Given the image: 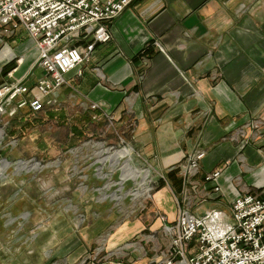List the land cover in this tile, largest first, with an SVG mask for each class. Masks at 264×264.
Listing matches in <instances>:
<instances>
[{
	"label": "crops",
	"instance_id": "0c3cea01",
	"mask_svg": "<svg viewBox=\"0 0 264 264\" xmlns=\"http://www.w3.org/2000/svg\"><path fill=\"white\" fill-rule=\"evenodd\" d=\"M110 30L112 39L97 44L89 61L66 74L67 82L52 96L58 100L56 107L46 106L41 113L56 108L58 116L70 119L65 110L76 102L80 116L91 117L90 105L99 103L118 127L121 142L133 147L150 170L167 173L203 151L199 175L224 169L223 184L231 160L243 148L236 142L243 135L257 136L250 131L257 118H264V0H132ZM2 44L0 85L22 81L32 86L42 76L35 66L39 53L33 38L20 26L12 40ZM29 96L23 93L14 103ZM6 117L12 122L3 120ZM33 117L27 105L13 115L0 113V124L19 119L26 124L25 142L33 141V127L27 125ZM3 133L0 128V143ZM18 141L13 135L3 145L0 162H14L21 154ZM11 181L1 179L0 185ZM168 187L155 199L170 222L174 215L165 207L174 193ZM112 214L97 215V222L80 232L83 241L73 232L66 242V232H60L57 247L50 243L43 250L42 264H82L87 247H94L92 257L104 251L101 260L94 259L98 264H166L171 237L159 218L118 224L113 230ZM146 229L149 232H142ZM18 233L8 232L13 240L0 242V264H32L30 234L25 232L26 244L20 245ZM195 247L193 243L188 256Z\"/></svg>",
	"mask_w": 264,
	"mask_h": 264
},
{
	"label": "rangeland",
	"instance_id": "374dc122",
	"mask_svg": "<svg viewBox=\"0 0 264 264\" xmlns=\"http://www.w3.org/2000/svg\"><path fill=\"white\" fill-rule=\"evenodd\" d=\"M13 36L0 30V48L3 46L2 42L5 44ZM16 59L19 60V57ZM11 63L12 60L5 66H10ZM77 106L75 102L66 108L70 119L58 116L60 109L56 108L48 114H35L32 122L27 124L29 127L31 123L33 127V141L25 142L26 124L19 119L16 120L17 123L13 121L5 127L3 123L0 124V128L4 130L0 149H3V145L13 135L21 140L16 146L21 154L13 158L14 162L6 158L0 162V180L12 179L11 182L0 185V242L8 244L13 240L8 232H19L17 242L25 245L24 234L28 232L34 250L30 254L32 257H28V262L32 264H42L43 250L48 244L57 247L59 240L56 237L60 232H66V242H71L69 235L73 232L83 241L80 232H85L90 224L97 222V215L112 214L109 212L111 210L117 211L113 212L114 217L109 221L113 230L118 224L139 219L146 222L151 218L155 220L160 216L168 217L166 212L158 209L155 195L169 185L174 195L170 203L171 209L170 204L165 209L172 211L174 218L170 222L159 218L163 222L161 229L165 224L174 223L180 210L203 214L208 209L219 207L229 211L230 203L235 199L231 200L232 195L238 196L248 191L258 193L264 189V118H257L250 131L257 136L243 135L236 142L242 145L243 151L240 152L243 154L240 153L231 160L230 165L234 164L230 175L223 184L219 179L220 190L217 191L214 189V182L207 181L206 176L201 177L199 170L192 174L181 172L180 168L173 169L177 171L175 178L168 175L172 170L162 174L150 170L133 147L121 142L116 133L118 127L110 123L109 115L101 111V108L94 110L90 105L91 117L88 113L87 116H80ZM6 119L7 117L3 120ZM7 120L12 122L11 119ZM123 148L129 149L128 153L133 154L129 171L132 174L137 170L147 173L149 190L143 191L144 186L138 187L141 178L122 180V161L111 157V154ZM206 183L207 188L204 187ZM16 190L19 192L14 196L15 201L12 197ZM132 209L137 211H131ZM142 232L149 231L146 229ZM91 250L94 247H87V252L83 255H89L82 260V264L92 263L95 258L101 260L104 251L100 250L96 257H92ZM19 259L25 262L26 258L21 254ZM95 262L98 264L96 260Z\"/></svg>",
	"mask_w": 264,
	"mask_h": 264
},
{
	"label": "built area",
	"instance_id": "2783aa9c",
	"mask_svg": "<svg viewBox=\"0 0 264 264\" xmlns=\"http://www.w3.org/2000/svg\"><path fill=\"white\" fill-rule=\"evenodd\" d=\"M131 1L0 0V30L14 35L23 26L35 41L39 53L35 66L42 71L32 86L22 81L0 85V113L13 115L28 105L35 116L46 106H56L58 100L52 96L67 82L66 74L89 61L97 44L112 39L110 23ZM23 93L30 96L14 103ZM91 108L99 109L100 104ZM204 155L198 152L170 170L196 174ZM221 174L217 169L205 177L217 191ZM163 229L171 237L166 264H264V189L239 194L229 211L180 210L176 221ZM193 243L195 250L188 256Z\"/></svg>",
	"mask_w": 264,
	"mask_h": 264
},
{
	"label": "bare ground",
	"instance_id": "6f19581e",
	"mask_svg": "<svg viewBox=\"0 0 264 264\" xmlns=\"http://www.w3.org/2000/svg\"><path fill=\"white\" fill-rule=\"evenodd\" d=\"M128 151H130V150L129 149L127 150V148H123V149L116 151L115 153L113 152L111 154V157H116L119 160V162L122 161V166L120 167L123 171L122 180H127V181L130 179H134V180L137 179L138 180V178H141V181H140L138 187L141 188V186H144L143 191L149 190L150 185H148V183L146 182L147 173L144 170L134 171L135 172L134 174H132L129 171L131 169L130 161L133 157V154L128 153Z\"/></svg>",
	"mask_w": 264,
	"mask_h": 264
},
{
	"label": "trees",
	"instance_id": "16d2710c",
	"mask_svg": "<svg viewBox=\"0 0 264 264\" xmlns=\"http://www.w3.org/2000/svg\"><path fill=\"white\" fill-rule=\"evenodd\" d=\"M8 66H4V68L2 69V71H4L6 68H7ZM177 170V169H176ZM176 170H172V171H170L169 172V177H171V178H175V176L177 175V171ZM178 185H180L181 184V182H180V179H178Z\"/></svg>",
	"mask_w": 264,
	"mask_h": 264
}]
</instances>
